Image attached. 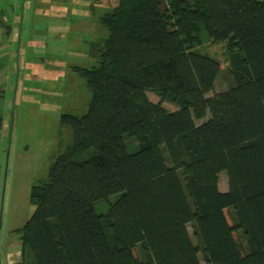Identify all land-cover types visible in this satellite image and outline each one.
Instances as JSON below:
<instances>
[{
	"label": "trees",
	"instance_id": "obj_1",
	"mask_svg": "<svg viewBox=\"0 0 264 264\" xmlns=\"http://www.w3.org/2000/svg\"><path fill=\"white\" fill-rule=\"evenodd\" d=\"M99 22L98 63L72 67L91 99L60 117L73 140L31 188L21 264H264V0H117Z\"/></svg>",
	"mask_w": 264,
	"mask_h": 264
},
{
	"label": "rangeland",
	"instance_id": "obj_2",
	"mask_svg": "<svg viewBox=\"0 0 264 264\" xmlns=\"http://www.w3.org/2000/svg\"><path fill=\"white\" fill-rule=\"evenodd\" d=\"M36 1L0 0V6H14L9 13L0 11L2 23L14 26L10 39L5 32L0 33V109L4 124L0 128L1 264L7 252L16 248L18 235L12 234L13 238L6 242L8 228H21L35 209L30 202L32 186L46 178L57 155L72 143V132L60 124L61 115L80 116L88 108L91 91L72 67L91 68L98 63V59L90 57L88 45L108 35L99 21L117 2L56 0L49 1L54 10L51 6L38 10L30 7ZM196 50L216 58L223 70L228 67L225 43L212 42L205 30L200 33ZM227 89L224 77L220 76L207 96ZM148 96L152 102L161 100L153 92H148ZM162 103L170 112L178 109L172 103ZM91 154V150L84 151L77 157L84 160ZM219 186L227 188V171L220 173ZM117 198L113 195L96 202V211L105 213ZM201 259L205 264L202 255Z\"/></svg>",
	"mask_w": 264,
	"mask_h": 264
},
{
	"label": "crops",
	"instance_id": "obj_3",
	"mask_svg": "<svg viewBox=\"0 0 264 264\" xmlns=\"http://www.w3.org/2000/svg\"><path fill=\"white\" fill-rule=\"evenodd\" d=\"M49 1H53L55 3L56 0H45V1L37 0L35 4L34 3L30 4V7H33V8L35 7V8H37L39 10V9H43V7H45V6H51L49 8L54 10V6H52L49 3ZM68 4H71V3H68ZM58 6L60 7V2L59 1H58ZM13 7H14L13 4L9 3L7 6L6 5L0 6V11H1V13L2 12H6V11H7L6 13H9L10 10L13 9ZM56 10H61V8H57ZM6 26H5L6 28L3 26V28L0 29V33L2 31L5 32V33L7 31H9V33L8 34L6 33V35L10 39V37L13 36V33H14V26L13 25H9L8 26L7 23H6ZM1 158H2V155H0V160H1ZM2 176H3V173H2V168H1V164H0V192H1V189H2ZM12 234L18 235L17 238H16L17 242H15L16 248H13V249L11 248L12 250L7 252L4 264H21L22 261H23L21 234L16 231V228L11 229L9 227L8 231L6 233V236H5L6 242H9L13 238Z\"/></svg>",
	"mask_w": 264,
	"mask_h": 264
}]
</instances>
